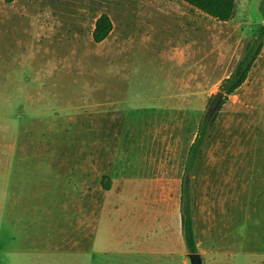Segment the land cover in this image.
<instances>
[{"label":"rangeland","instance_id":"374dc122","mask_svg":"<svg viewBox=\"0 0 264 264\" xmlns=\"http://www.w3.org/2000/svg\"><path fill=\"white\" fill-rule=\"evenodd\" d=\"M43 2L54 18L74 13L73 0ZM92 2L87 19L100 10ZM261 2L236 0L235 19L212 21V43L198 21L179 46L188 62L156 45L102 48L86 31L36 42L26 20H0V264H190L180 226L187 152L258 35ZM215 114L191 177L197 250L264 264V38ZM82 208L98 221L79 222Z\"/></svg>","mask_w":264,"mask_h":264},{"label":"crops","instance_id":"0c3cea01","mask_svg":"<svg viewBox=\"0 0 264 264\" xmlns=\"http://www.w3.org/2000/svg\"><path fill=\"white\" fill-rule=\"evenodd\" d=\"M84 1L85 2L81 0H73L72 8L74 13H72V11L65 12V10H60L59 14L65 17L54 18L53 15L57 13L58 10H54L53 8L44 5L43 0H14L9 4L0 0V20L5 22L11 18L12 24H14L13 27L18 25V22H20L19 24H22V21L26 20L27 23L30 24V29L27 30L28 36L30 37V40L36 42L55 39L58 41H79L84 39L81 33L86 31L88 32L86 37L88 43H95L99 47L104 48L107 44V46H109L108 49L112 50L113 47H115L116 51H121L122 49H125V47H133L136 45H141L148 49L156 45L160 46L158 49V54L160 56L167 57L170 60H175L177 62H188L191 60V57H189L187 52L185 54H180L179 46L181 40H189L191 38V33L189 31L196 30L195 25L198 21L202 23L204 41L208 40L210 43L213 41L214 33L212 21L216 19L181 0ZM92 1H94L95 4L93 8L100 10L96 12L94 17L87 19L85 15H89V10L87 7H84V5L89 6L93 3ZM39 3L45 8L36 6ZM101 4H104V6L101 7ZM102 14H106L109 17L112 29L103 41L96 43L92 39V32L95 28L96 20ZM12 16H17V19H14ZM234 17L235 12L233 18ZM260 21H262V18ZM260 21L258 23H260ZM218 22L227 24L229 21ZM224 40L225 38L223 41ZM184 44L187 49L190 47V43L188 44V42H185ZM210 55H212V52ZM210 55L205 52V61ZM251 68L249 72L251 71ZM210 72L213 73L211 68L209 69V73ZM230 74L231 73L223 76V79ZM97 204L100 208V204L98 202ZM84 210L85 208H82L83 215L79 219V222L98 221L99 218H96L95 214L91 217V215L87 214ZM198 245L199 243L196 242V248ZM185 248L186 247L184 246V250H186ZM197 253L201 255L202 264H226L228 258V252L226 251L210 250L198 252L197 250ZM83 254H85V250H83ZM188 254L189 252L187 253V256Z\"/></svg>","mask_w":264,"mask_h":264},{"label":"trees","instance_id":"16d2710c","mask_svg":"<svg viewBox=\"0 0 264 264\" xmlns=\"http://www.w3.org/2000/svg\"><path fill=\"white\" fill-rule=\"evenodd\" d=\"M9 4L14 0H3ZM192 7L202 11L203 13L215 18L218 21H231L234 16L236 0H181ZM262 17V25L260 26L258 35L247 44L244 53L237 62L231 74L224 78L220 84V91L224 93V99L231 95L239 88L247 78L248 72L252 67L255 59L259 55L264 38V0L259 7ZM112 24L106 14H102L95 23L92 32V39L99 43L103 41L110 33ZM217 115L211 118L204 116L198 124L195 138L189 146L187 158L184 167V173L181 185L180 195V213H181V230L186 250L189 253L197 252L196 240L193 226V207L194 199L191 190V177L200 160L202 149L207 141L210 129L216 120Z\"/></svg>","mask_w":264,"mask_h":264},{"label":"water","instance_id":"95a60500","mask_svg":"<svg viewBox=\"0 0 264 264\" xmlns=\"http://www.w3.org/2000/svg\"><path fill=\"white\" fill-rule=\"evenodd\" d=\"M224 99V93L218 91L210 100L206 111V116L211 118L219 109ZM190 264H202L201 255L197 252L188 254Z\"/></svg>","mask_w":264,"mask_h":264}]
</instances>
